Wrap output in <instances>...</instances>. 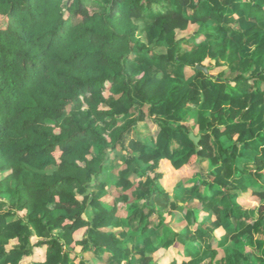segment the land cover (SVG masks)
<instances>
[{
	"label": "trees",
	"instance_id": "16d2710c",
	"mask_svg": "<svg viewBox=\"0 0 264 264\" xmlns=\"http://www.w3.org/2000/svg\"><path fill=\"white\" fill-rule=\"evenodd\" d=\"M0 14V264H159L148 254L173 246L190 259L170 264H264V206L238 201L264 193V0H0ZM143 123L154 134L126 145ZM163 160L197 165L182 194L196 208L160 185ZM178 208L187 225L159 233Z\"/></svg>",
	"mask_w": 264,
	"mask_h": 264
},
{
	"label": "rangeland",
	"instance_id": "374dc122",
	"mask_svg": "<svg viewBox=\"0 0 264 264\" xmlns=\"http://www.w3.org/2000/svg\"><path fill=\"white\" fill-rule=\"evenodd\" d=\"M8 24V19L7 17H4L3 15L0 14V26H2L3 28H6ZM190 28H192V26H190ZM254 47H252L253 49ZM213 61H206L205 64H212L213 65ZM226 66H222V67H212L213 69L211 70L212 74H218L219 72H221L222 70L225 69ZM188 74H191V71H188ZM109 86V84H108ZM105 95L108 96L110 95L109 89L105 90ZM143 126H138V127H132L130 129V131L124 136L125 138V143L126 145L129 142L130 138H135L136 135L138 134L137 129L140 130L142 135L145 134H154L155 130L157 129V126L154 124H147V123H143ZM124 157V159L122 158ZM127 157V153L123 154V152H120L119 155H117L112 161H111V165H109L108 168H106V170H104V172L101 174L100 178L101 180L104 181V184L106 185V188L112 190L113 187L112 185L117 181V179H119V175L117 174V170L123 167H125L126 160ZM204 168H206L208 166L207 162L203 163ZM158 171L163 172L164 177L162 178V180H160V185L166 189L167 191L170 192L171 195H173L174 198H180L183 201H188V205H191V208L195 207L198 205V201L197 200H193V201H189V198L187 197H182V194L184 192V190H187L191 187V183L187 182L186 183V179H190L191 177H193L197 171H198V167L197 165H193V163L186 165L184 167H182L181 169H175L174 167H172L171 163L168 160H163L160 164V168L158 169ZM11 172V170H6L4 172L0 173V179H2V177H6L9 173ZM130 178L131 179H135V181L141 179L140 176H137L135 174H130ZM123 182H125L124 179H121ZM112 185H111V184ZM110 184V185H109ZM115 191V189H114ZM256 190L253 189H249L247 193H244L243 195H241V197H239L238 201L239 203L247 208H256L259 209L261 208V206H264V193H260V192H255ZM115 197H108L107 201H113ZM140 206H142V202L139 204ZM182 205V204H181ZM262 209V208H261ZM126 213V212H125ZM122 215H126V214H122ZM194 215L195 217L193 218V223L190 224V229L192 231H194L203 221V219H205L204 214H202L201 212H199V210H194ZM153 218L157 221H159V217H157V215H154ZM164 224L163 226H161L158 229L159 233H163L165 230L167 229H173L175 232L181 230V227L187 225V220H186V209L184 208H178L176 209L174 212H170V209L166 210L164 212ZM214 220V216L209 215L208 217V221L211 222ZM264 225V222L262 223ZM182 227V228H183ZM120 230V229H119ZM83 233L84 230L79 231L77 233H75V238L76 239H80L83 237ZM216 235H217V239L218 241H220L225 233L226 230L222 229V228H218L215 231ZM136 238L134 239V243H137L139 240V237L135 236ZM260 235L257 233L255 234V238L256 239H260ZM245 240H247V238H245ZM214 241V243L212 242ZM210 242H212L213 247L216 248L218 250V259H221L222 257H225L226 253H227V246H216L217 243L214 240L210 239ZM252 246L248 245L245 248V251L248 252L249 250H251ZM184 247L183 246H173L169 249H159L158 251L154 252L153 254H148V256L152 257L153 261L158 262L159 264H170L174 261H176V263H181L182 261H186L189 260L190 257L188 255L184 254L183 251ZM254 250V248H253ZM76 251L77 253L81 252V246H77L76 247ZM43 253V249H41L39 251V256H41ZM259 253V252H258ZM135 255L136 257H140V254L138 251H135ZM72 256L74 257L75 255L72 254ZM83 256L86 259H94L93 257V253L92 252H84ZM81 255L79 256V258L77 259V261H79L81 259ZM31 263V262H30ZM104 263L101 260H98L96 262V264H101ZM136 264H140V263H136ZM203 264H211V262L209 260H206ZM215 264V263H212Z\"/></svg>",
	"mask_w": 264,
	"mask_h": 264
},
{
	"label": "water",
	"instance_id": "95a60500",
	"mask_svg": "<svg viewBox=\"0 0 264 264\" xmlns=\"http://www.w3.org/2000/svg\"><path fill=\"white\" fill-rule=\"evenodd\" d=\"M197 68L204 71L205 73H209V70L205 66L197 65ZM190 138L194 141L196 145H199L201 136L200 135H195V133L190 134Z\"/></svg>",
	"mask_w": 264,
	"mask_h": 264
},
{
	"label": "crops",
	"instance_id": "0c3cea01",
	"mask_svg": "<svg viewBox=\"0 0 264 264\" xmlns=\"http://www.w3.org/2000/svg\"><path fill=\"white\" fill-rule=\"evenodd\" d=\"M168 161H169V160H168ZM169 162H170V161H169ZM41 249H43V253H42L41 256H39V251H40ZM44 258H45V248H37V249L35 250L34 255L31 256V257H29V258H27L26 260H27V261H30V260L43 261Z\"/></svg>",
	"mask_w": 264,
	"mask_h": 264
}]
</instances>
